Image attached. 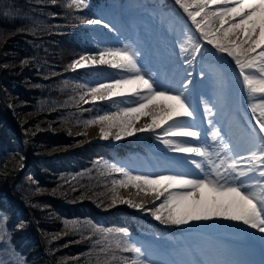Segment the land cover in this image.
I'll return each instance as SVG.
<instances>
[{
  "label": "trees",
  "instance_id": "1",
  "mask_svg": "<svg viewBox=\"0 0 264 264\" xmlns=\"http://www.w3.org/2000/svg\"><path fill=\"white\" fill-rule=\"evenodd\" d=\"M68 3L0 0V231L4 234L0 261L4 264H120L119 259L107 261L95 241L127 239L138 246L136 218L142 215L118 201L121 187L113 181L123 176L112 170L113 165L124 167L122 160L129 157L134 140L126 135L115 146L90 142L55 157L43 151L81 141L83 135H72L68 127L120 112L113 100L76 105L101 78L81 69L64 71L76 57L94 50L89 43L93 34L80 18L106 20L119 8L128 14L143 3L78 0L79 8L66 7ZM150 4L179 8L175 0ZM9 10L12 14L5 17L2 13ZM26 65L32 66L31 73L16 74ZM46 124L62 130H43ZM14 131L22 142L23 158L13 142ZM114 201L116 205L108 208ZM119 229H126L128 236Z\"/></svg>",
  "mask_w": 264,
  "mask_h": 264
},
{
  "label": "snow or ice",
  "instance_id": "2",
  "mask_svg": "<svg viewBox=\"0 0 264 264\" xmlns=\"http://www.w3.org/2000/svg\"><path fill=\"white\" fill-rule=\"evenodd\" d=\"M49 2L56 4L57 0ZM175 2L188 14L203 38L219 52L233 57L239 69L242 86L250 100L249 108L260 133L257 137L259 146L248 157L250 166L241 168L238 166V160L242 158L220 156V153L216 154L219 157V163H216L212 160V153L208 148L171 139L170 137L199 138L200 132L194 130L191 125L181 122L182 118H193L194 110L182 93L157 91L151 78L141 74V69L137 66L138 53L127 45L122 48L108 47L92 55H82L69 66L75 70L94 65H110L112 68L124 69L131 73L124 78L89 87L79 97L84 103L111 100L112 97L128 94L140 97L135 107H124L118 113L98 115L95 119L87 121V124H101V138L108 139L114 135L116 140H120L122 134L133 135L135 132H154L156 129H162L163 134L158 138L172 151L205 158L212 171L203 178L195 179L186 174L134 175L124 167L112 166L114 172L123 176L121 180H114V185L127 187L131 184L146 194L149 192L155 194L153 206L146 210L151 212L156 220L165 225L180 226L224 219L242 223L264 233V181L257 182L260 188V192L257 193L250 191L243 180H240L255 172L258 163L264 168V0H175ZM212 5L216 6L215 10L210 7ZM65 6L79 8L80 4L78 0H70ZM2 14L7 17L12 13L9 10ZM197 17L201 19L198 20ZM80 19L81 23L86 25L104 23L103 20ZM217 24L219 27H214ZM187 43L191 44L192 41L189 39ZM181 51H186L183 45ZM193 51L199 53L201 45L196 44ZM86 96H90V101L85 99ZM133 113L137 115L129 118ZM140 116L150 117L151 122L142 128L133 127L134 119H139ZM112 128L118 129L115 134L111 131ZM255 130L254 128L253 131ZM211 136L214 141L217 138L222 140L218 130H213ZM225 148H230V145H225ZM191 163L203 172V162L192 160ZM259 175L264 177V170H261ZM162 197V202L157 204ZM122 202L137 209L145 207L143 203H135L128 199ZM117 231L123 237L128 236L126 229ZM3 235L0 231V239H3ZM95 243L101 245L97 250L107 261L119 259L120 264H154L145 257L142 247L127 239L113 242L104 238L103 243L101 240H96ZM117 251L133 255L118 258ZM0 264L4 262L0 261ZM191 264L202 262L192 261Z\"/></svg>",
  "mask_w": 264,
  "mask_h": 264
},
{
  "label": "rangeland",
  "instance_id": "3",
  "mask_svg": "<svg viewBox=\"0 0 264 264\" xmlns=\"http://www.w3.org/2000/svg\"><path fill=\"white\" fill-rule=\"evenodd\" d=\"M147 1V0H145ZM212 10H215L216 6L212 5ZM131 9V8H130ZM129 9V11H130ZM166 16H169L172 12H168V10L164 11ZM180 12H177L174 16L180 15ZM174 16L172 20L174 21ZM182 21V19H179ZM185 20V19H184ZM156 21V18L154 19ZM109 27H104V29H99L96 27L92 28V32L95 33L99 37V47L100 50H103L104 48L112 47V48H122L124 46H129L133 48L137 53V66L141 69V74H145L146 77H150L151 80L154 82V87L157 91H171L173 94L181 93V89L183 86H185V83L192 82L194 79H196V82L198 84L199 88V101L200 106L204 108L207 118L203 120V124L199 125L197 127V131L200 132V140L199 143H194V146L198 147H206L209 143H215V141L212 139L211 136V123L213 125V130H218L221 133V138H217V144L216 147L213 148L216 150L217 147H219L218 152L222 151L223 156L225 155V150L221 147V145H230V148H227L229 150L234 151L231 149V147H237L236 140L232 137H234V134L231 132L233 129H238V125L234 126L232 123L234 122L235 113L237 110L244 112L250 119H253V114L251 112V109L249 108V97L247 95L246 89L242 86V77L239 75V69L236 66L235 62L232 61L228 56H225L224 58L221 55V52L214 49L213 53L216 54L218 58L221 59H209L211 57H208L206 60H201L200 58L194 57V59L189 60L188 58L190 55H181V51L177 47V44L179 43L182 45L184 42L187 41L188 35L187 30H191L190 27H188V23L186 24L184 22L179 23L176 25L174 22H169V29L171 31H174L176 35L169 36L166 38L168 29H165V35H156L163 30L159 29V26L154 25V29L152 32L149 31L147 28V24H141V28H133L130 32L128 31V24L125 22V20H117L112 17L108 20ZM95 25V24H94ZM103 25V24H102ZM104 26V25H103ZM219 27V25H215ZM129 34L127 35V33ZM243 35V34H241ZM97 39V38H96ZM196 43H198V39H195ZM148 47V48H147ZM98 52V51H97ZM94 53L88 52L85 55H92ZM191 54V53H190ZM213 55V54H212ZM234 60V59H233ZM186 62L185 65H181L180 62ZM164 63V64H163ZM170 63H174L171 67H167L165 65H168ZM97 66V67H95ZM99 66V67H98ZM101 65H94L91 67H88L89 69L93 70L94 72L101 73L102 76L100 79H98V82H101L103 79L104 82H111L116 79L124 78L127 75H130L131 73L127 72L124 69H116L112 68L110 65L107 66H101ZM170 66V65H169ZM95 67V68H94ZM29 69V67H27ZM101 68V69H100ZM26 68H22L20 70V75L26 73ZM31 70L29 69L28 72ZM254 71V70H253ZM19 75V74H18ZM146 94V93H142ZM185 96V95H184ZM87 97V96H86ZM85 97V98H86ZM116 100H119L120 102L127 103L126 107H135L136 103L139 102L140 97L136 95H125V96H116L112 97ZM130 99V101H128ZM80 101V100H79ZM78 101V102H79ZM82 102V101H81ZM170 103V102H167ZM84 104V103H82ZM137 114L133 113L131 114V117L134 118ZM145 118H148L151 122V118L148 116H144ZM137 120V119H136ZM134 119L133 124L136 121ZM193 123V122H191ZM46 127V126H43ZM92 127H97L100 129L101 124L95 123L91 125H83L80 127H72L68 128L69 131L72 130V133L75 135H83V138L81 141L77 142L75 145H72L70 147L77 148L82 147L86 143L90 142H111L116 143L117 141L114 137V135H111L108 137V139H99V140H89L88 137V131ZM106 127V125H105ZM45 130H50L51 132H59L62 130V128H58V130L55 129L53 125H50L49 128H43ZM48 130V131H49ZM111 131L113 134L116 133L117 129L112 128ZM72 134V135H73ZM175 141L184 143L187 142L184 138L180 137H173ZM123 139V134L121 135V139L118 140L119 142ZM259 145L253 144L250 148L251 150ZM62 148V147H61ZM207 148V147H206ZM63 149V148H62ZM57 150V151H54ZM53 151L44 152L43 154H57L59 151V147L54 149ZM166 150H169L168 159L160 158L162 156H152L148 151V148L146 147V153H139L135 149L130 150V158L129 160L123 159L122 163L124 165V168L130 172H135V175H177V174H186L190 177H195L196 174L192 171L195 169V171L199 172V178H203L205 174H208V165L205 163L204 158L200 157L199 161L197 162H203L204 169L203 172L201 169H197L194 167H186V165L179 164L175 162L173 159L181 160L184 155H179V153L172 151L171 148H168ZM237 150V149H236ZM235 150V151H236ZM217 151L215 152V159H217ZM166 153V152H165ZM21 157L23 156V153L19 152ZM230 154H233L230 151ZM257 154H259L257 152ZM179 155V156H178ZM237 156V154H234ZM187 163V158L185 159ZM184 163V164H185ZM22 163L20 164V166ZM194 174V176H193ZM252 173L248 174L247 178H240V180H243L245 185H249L248 189L250 191H254V183H250L254 181L250 177ZM196 178V177H195ZM120 197L121 201L125 199V197H128V200H132L133 202L137 203L135 200H133V197L126 196L125 190L128 188L129 190L133 187L131 184L127 187L120 186ZM148 194V193H147ZM6 196V195H5ZM5 200L7 199L4 198ZM163 197L160 201H157L156 203L162 202ZM6 202V201H4ZM152 204V203H151ZM113 205V204H112ZM152 205L142 208L140 210V215L142 217L136 218L137 228L139 229L140 234L136 235V238L141 241L142 251L148 254V259L152 260L154 264H174V253L173 250H179L182 249L184 254L188 256L187 261L191 263L192 256L189 255L190 249H193L190 245H187L184 243L182 246H178L179 243L184 242V237L188 238V242L194 246V248L197 249V246L201 244L200 237L204 235V233L201 234L202 229L200 227L204 226H212L217 227L219 230H238L239 233L249 238V232H255L254 235H262L264 236V233H260L256 229H252L247 225H243L242 223L230 221V220H224V219H215L211 221H200V222H193L191 226L194 228L190 230L189 232H185L182 230H185L184 228H188L190 225H180V229L176 230V233H171V228L164 227L163 223L156 220L151 212L147 211V208L152 207ZM133 219L135 217L132 216ZM155 220V223H158L161 227L165 228L164 230H155V223L153 222ZM234 224V225H233ZM220 226V227H219ZM233 226V227H232ZM231 227V228H230ZM201 229V230H200ZM242 230V231H240ZM255 230V231H254ZM257 233V234H256ZM260 233V234H259ZM146 236V237H145ZM143 239V240H142ZM138 242V240H137ZM144 243V244H143ZM167 243V245H166ZM157 247V250L155 251L151 247ZM230 250V248H229ZM185 261V260H184Z\"/></svg>",
  "mask_w": 264,
  "mask_h": 264
},
{
  "label": "bare ground",
  "instance_id": "4",
  "mask_svg": "<svg viewBox=\"0 0 264 264\" xmlns=\"http://www.w3.org/2000/svg\"><path fill=\"white\" fill-rule=\"evenodd\" d=\"M94 26H97L99 28H104L102 24H95ZM101 66L105 67L107 65H101ZM191 86H192V83H190V82L185 83V86H183L182 89H181V93L183 95L189 97V95L191 94V91H190L191 90ZM188 97H186V98H188ZM193 119H194V117L193 118H184V121L188 125V123L191 122V120H193ZM149 121L150 120L148 118H145L144 116H140L139 119H137L135 121V123L133 124V127L142 128ZM87 139H89V140H96V139L99 140V139H101L102 140L103 138H101L100 129L97 128V127H92L91 129H89ZM185 139H186L187 142L191 143L192 146L194 145L195 138H185ZM179 154L182 155V154H185V153H179ZM187 155L192 156V154H187ZM125 195L133 197V200H135L137 203H143L145 205V207L147 205H150L155 200V194L154 193L149 192L148 194H146L145 192L140 191L137 188H131L130 190L127 188L125 190Z\"/></svg>",
  "mask_w": 264,
  "mask_h": 264
},
{
  "label": "water",
  "instance_id": "5",
  "mask_svg": "<svg viewBox=\"0 0 264 264\" xmlns=\"http://www.w3.org/2000/svg\"><path fill=\"white\" fill-rule=\"evenodd\" d=\"M25 71H26V69H25ZM15 143L19 146V148L21 149V152L24 154V150L22 148V144H21L20 140L17 137H15ZM65 152L66 151H64V153ZM54 156H57V154L55 153ZM28 169H29V166L27 165V167L24 169V172L26 173L28 171Z\"/></svg>",
  "mask_w": 264,
  "mask_h": 264
}]
</instances>
